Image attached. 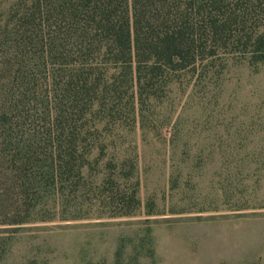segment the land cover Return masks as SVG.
I'll use <instances>...</instances> for the list:
<instances>
[{
    "label": "rangeland",
    "instance_id": "rangeland-1",
    "mask_svg": "<svg viewBox=\"0 0 264 264\" xmlns=\"http://www.w3.org/2000/svg\"><path fill=\"white\" fill-rule=\"evenodd\" d=\"M95 120L79 190L21 204L23 223L0 209V264H264V62L228 59L172 81L134 121ZM130 180L138 206L111 214Z\"/></svg>",
    "mask_w": 264,
    "mask_h": 264
},
{
    "label": "trees",
    "instance_id": "trees-1",
    "mask_svg": "<svg viewBox=\"0 0 264 264\" xmlns=\"http://www.w3.org/2000/svg\"><path fill=\"white\" fill-rule=\"evenodd\" d=\"M228 59L264 62V0H10L0 12V209L13 215L4 221L26 222L21 204L83 186L95 119L134 121L172 81ZM115 166L102 179L109 188ZM130 181L111 214L138 206Z\"/></svg>",
    "mask_w": 264,
    "mask_h": 264
}]
</instances>
